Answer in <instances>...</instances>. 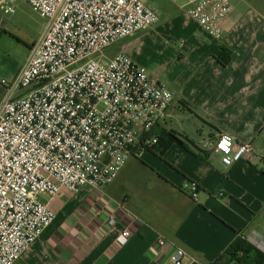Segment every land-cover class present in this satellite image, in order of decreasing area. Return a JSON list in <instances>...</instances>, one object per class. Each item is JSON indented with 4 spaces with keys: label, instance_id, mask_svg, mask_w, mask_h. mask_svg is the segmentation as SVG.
Masks as SVG:
<instances>
[{
    "label": "built area",
    "instance_id": "built-area-1",
    "mask_svg": "<svg viewBox=\"0 0 264 264\" xmlns=\"http://www.w3.org/2000/svg\"><path fill=\"white\" fill-rule=\"evenodd\" d=\"M22 1L48 24L17 77L2 81L0 264H17L55 221L41 195L54 198L62 189L77 194L85 187L104 194L128 159L158 145L150 134L166 121L174 100L167 85L130 56H108L111 47L159 22L158 11L144 0ZM173 1L221 40L237 0ZM16 2L0 0V10L14 14ZM211 146L226 167L256 153L228 133ZM118 224L112 215L108 225ZM131 236V225L124 226L117 246H126ZM246 238L264 251L262 237ZM153 250L172 264H184L187 255L164 237Z\"/></svg>",
    "mask_w": 264,
    "mask_h": 264
},
{
    "label": "crops",
    "instance_id": "crops-1",
    "mask_svg": "<svg viewBox=\"0 0 264 264\" xmlns=\"http://www.w3.org/2000/svg\"><path fill=\"white\" fill-rule=\"evenodd\" d=\"M144 2L159 15V8L171 17L175 13L169 0L159 6ZM235 3L221 40L178 9L199 29L174 46L180 59L169 87L174 100L160 127L175 132L188 147L174 144L162 153L157 146L130 158L102 195L91 187L77 194L62 189L54 198L41 195L56 219L17 264H172L153 252L159 237L186 252L184 264H213L239 233L264 241V11L249 0ZM35 44L16 66L0 51V102L7 92L2 81L17 77ZM220 47L232 54L228 66L212 54ZM137 56L134 61L155 78ZM186 111L198 121L196 135L179 124ZM224 133L252 144L255 156L224 166L211 146ZM112 215L119 220L116 228L108 225ZM126 225L132 236L119 248L116 240Z\"/></svg>",
    "mask_w": 264,
    "mask_h": 264
},
{
    "label": "rangeland",
    "instance_id": "rangeland-1",
    "mask_svg": "<svg viewBox=\"0 0 264 264\" xmlns=\"http://www.w3.org/2000/svg\"><path fill=\"white\" fill-rule=\"evenodd\" d=\"M153 1L155 4L157 2L159 6L160 3L167 0ZM169 1L171 4L173 3L172 12H175L172 17L159 8L160 20L157 24L142 31L138 37H130L124 42L121 41L120 45L111 47L108 56H112L117 51L121 52V49L125 47L128 48L130 53L126 52V54L132 59L133 55H139L140 57L137 56V58L150 68L156 80L164 82L170 90L173 87L170 86L172 85L171 78L177 74L180 65V59L177 58L174 46L179 43L181 38H186L187 33L194 32L199 28L194 22L188 20L189 18L185 13L178 12V9L181 11V8L185 10L182 5L173 2V0ZM249 1L264 11V0ZM47 24L46 18L22 0H17L14 14L6 15L0 10V25L4 26V31L0 34L1 55L8 60L11 66L24 62L28 57L29 48L41 38ZM145 35H148L147 37L151 35L154 37L155 35L156 38H147ZM105 63H107L106 60ZM141 66L145 67L144 65ZM183 114V120H180L179 124L196 135L194 126L197 125V119L187 111Z\"/></svg>",
    "mask_w": 264,
    "mask_h": 264
},
{
    "label": "trees",
    "instance_id": "trees-1",
    "mask_svg": "<svg viewBox=\"0 0 264 264\" xmlns=\"http://www.w3.org/2000/svg\"><path fill=\"white\" fill-rule=\"evenodd\" d=\"M212 54L223 66H228L232 60V54L226 48L215 49ZM150 136L158 138L157 146L162 147V153L174 144L188 147L175 132L165 128L157 127ZM154 148L151 147L149 150ZM213 264H264V252L250 243L246 236L239 233L233 243Z\"/></svg>",
    "mask_w": 264,
    "mask_h": 264
}]
</instances>
